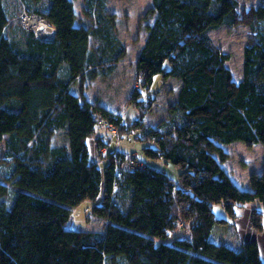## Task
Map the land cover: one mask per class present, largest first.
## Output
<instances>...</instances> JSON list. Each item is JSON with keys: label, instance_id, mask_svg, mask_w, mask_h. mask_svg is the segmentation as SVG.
I'll return each mask as SVG.
<instances>
[{"label": "trees", "instance_id": "obj_1", "mask_svg": "<svg viewBox=\"0 0 264 264\" xmlns=\"http://www.w3.org/2000/svg\"><path fill=\"white\" fill-rule=\"evenodd\" d=\"M104 1L82 0L79 15L74 0H0V157L10 167L0 182V264H264L255 239L219 243L210 235L244 203L264 207V161L249 190L221 166L227 143L264 150V0L241 9L238 0H152L135 61L146 90L128 95L140 113L128 127L75 87L108 76L125 57ZM24 11L49 23L51 41L22 27ZM224 24L250 31L240 79L209 37ZM155 76L180 86L167 117L146 126ZM95 124L116 136L137 128L142 146L133 160L142 165L123 171L125 152L105 151L99 135L102 158L92 159L87 138ZM57 132L66 144L52 143ZM151 158L174 165L177 175ZM87 200L107 221L104 230L67 229L74 207ZM219 204L224 214L215 213ZM255 211L252 227L261 232L263 212Z\"/></svg>", "mask_w": 264, "mask_h": 264}, {"label": "rangeland", "instance_id": "obj_2", "mask_svg": "<svg viewBox=\"0 0 264 264\" xmlns=\"http://www.w3.org/2000/svg\"><path fill=\"white\" fill-rule=\"evenodd\" d=\"M152 0H105L104 7L110 13L115 15V36L119 41L125 45L126 54L118 64L116 65L114 71L108 76L101 75L96 77V79L86 80L78 83L75 87L78 88L77 92H83L85 96L90 98L91 101L96 102L102 107L109 108L114 113H119L124 116V122L128 123L124 127H128L131 124L132 119L137 118L140 114L136 112V108L129 105L130 97L128 96L134 88H138L141 91L146 89L140 84L138 75L136 73V57L139 54V50L142 48L145 37H146V24L147 19L143 18L145 11L150 8ZM261 0H238V9L249 6H254L259 4ZM14 2H12L13 4ZM76 10L78 14H83L82 10V0H74ZM13 10V5L10 6ZM22 9V7H20ZM19 13V12H18ZM19 19V18H18ZM27 25V24H26ZM23 27V26H22ZM38 32L37 26L30 27ZM27 27V28H28ZM25 28V27H24ZM26 29V28H25ZM27 30V29H26ZM33 32V31H32ZM34 33V32H33ZM38 34V39L42 40L43 35ZM212 42L220 48L222 51L229 53V60L226 62L229 69L232 70L235 79H240L243 73V58L242 53L245 44L250 41L251 35L247 26L245 25H222L219 28L213 29L209 33ZM94 44H96L94 42ZM151 93L155 95V100L152 107L147 109L148 111L144 114L143 123L146 126L155 125L161 119H165L168 114V108L170 104L176 99L177 91L180 86V82L174 78H160L155 76L152 83ZM127 118H126V117ZM130 118V119H129ZM128 119V120H127ZM95 133L87 138L89 152L92 159L102 158V151L97 147V141L93 140L95 135L102 136V139L106 141L105 151H112L114 149L123 152L119 153H129L134 154L140 152V147L142 146V141L136 138L138 134L137 128H130L128 131H123L119 129V133H112V130L106 128L104 125L95 124ZM118 132V130H117ZM52 143L54 144H66V136L64 132H57L52 136ZM224 150L228 153V159L221 163L222 168H224L230 177L239 188L249 190L250 189V178L252 172H257L261 169V165L264 161V150L261 143H254L252 145H246L242 141H234L223 145ZM4 143L0 142V156L4 150ZM124 153V159H125ZM104 155V154H103ZM149 163H153L161 167L162 171L169 173L171 176L177 175V167L163 160L158 159H147ZM142 163V161H138ZM10 172L9 165H6L3 156L0 157V182L5 183L4 176L8 175ZM7 196H3V198ZM91 200L82 202L76 207H74L70 220L66 223V228L70 230H77L79 228L92 229L94 231L104 230L107 221L101 217H97L92 213ZM258 203V202H257ZM240 208V207H238ZM237 208V209H238ZM215 213L220 214L223 211L221 205L214 206ZM241 212V215L238 212ZM251 213V219L249 218V213ZM240 208L236 210L235 216H231L232 222L229 217V221L226 229L241 232L243 230V235L248 232L249 224L252 225V219L255 208L251 210ZM262 222H264V207L261 208ZM239 212V213H240ZM224 227H220L222 230ZM219 230L214 232V236L218 237ZM229 231V232H230Z\"/></svg>", "mask_w": 264, "mask_h": 264}, {"label": "crops", "instance_id": "obj_3", "mask_svg": "<svg viewBox=\"0 0 264 264\" xmlns=\"http://www.w3.org/2000/svg\"><path fill=\"white\" fill-rule=\"evenodd\" d=\"M94 140V138L92 139V141ZM104 149H100V151H103ZM91 155V154H90ZM243 209H248L249 211L252 208H259L261 210V206L259 205V203H244L243 205L240 206V208ZM240 208H238L237 210H240ZM263 208V207H262ZM240 212V211H239ZM238 214L241 215V212ZM222 214H224L223 212H221ZM251 213L252 211H250L249 213V218L251 219ZM264 221V220H263ZM231 221H229V223L231 224ZM263 226H264V222H263ZM220 227H224L222 230H220ZM227 226L226 225H215V227L213 228L212 232H211V238L216 241V242H221V241H228L229 239H237L241 242L245 241V240H256L257 243L259 244V250H260V255L262 256V259L264 260V228L261 232H256L255 229L252 227V225L249 224L248 226V232H245V234L243 235V230L241 232H238V234H236V231L234 229H232L231 231L226 229ZM216 230H219L218 234H220L218 237H215L213 234ZM230 231V232H229ZM230 241V240H229Z\"/></svg>", "mask_w": 264, "mask_h": 264}, {"label": "built area", "instance_id": "obj_4", "mask_svg": "<svg viewBox=\"0 0 264 264\" xmlns=\"http://www.w3.org/2000/svg\"><path fill=\"white\" fill-rule=\"evenodd\" d=\"M36 21L44 24L46 27V30L43 33H41V35H43V39L41 41H44V42L51 41L53 39L55 33H54V29L49 25V23L45 22V20L37 14L31 15L25 11L23 12V14H21V24H23V27H26V28L28 26L35 27V26H37ZM27 29L30 31H33L34 34L36 36H38L37 33H39V32H35L34 29L29 28V27ZM37 30H38V28H37ZM133 156H134V153H129L126 155V159L120 162V168L123 169V171H125L126 173H130V171H132L133 169H136L137 167H140V165H142V163L139 164L138 161L133 160ZM116 174H117V176L123 175V173H121L120 171L116 172Z\"/></svg>", "mask_w": 264, "mask_h": 264}, {"label": "bare ground", "instance_id": "obj_5", "mask_svg": "<svg viewBox=\"0 0 264 264\" xmlns=\"http://www.w3.org/2000/svg\"><path fill=\"white\" fill-rule=\"evenodd\" d=\"M36 25H37V28H38V32L40 34L43 33L46 30V27H45L44 24L39 23L38 21H36Z\"/></svg>", "mask_w": 264, "mask_h": 264}, {"label": "clouds", "instance_id": "obj_6", "mask_svg": "<svg viewBox=\"0 0 264 264\" xmlns=\"http://www.w3.org/2000/svg\"><path fill=\"white\" fill-rule=\"evenodd\" d=\"M26 28V27H25ZM27 29V28H26ZM55 32V31H54Z\"/></svg>", "mask_w": 264, "mask_h": 264}]
</instances>
